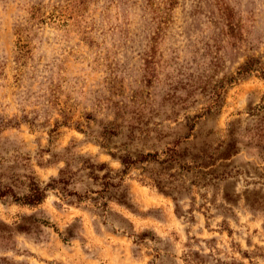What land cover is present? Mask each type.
<instances>
[{
  "label": "rangeland",
  "instance_id": "obj_1",
  "mask_svg": "<svg viewBox=\"0 0 264 264\" xmlns=\"http://www.w3.org/2000/svg\"><path fill=\"white\" fill-rule=\"evenodd\" d=\"M31 183L0 264H264V0H0V192Z\"/></svg>",
  "mask_w": 264,
  "mask_h": 264
},
{
  "label": "trees",
  "instance_id": "obj_2",
  "mask_svg": "<svg viewBox=\"0 0 264 264\" xmlns=\"http://www.w3.org/2000/svg\"><path fill=\"white\" fill-rule=\"evenodd\" d=\"M156 155L155 154H147L145 156H142L139 159L132 160L130 157H126L122 159V164L125 170H127L130 166L142 163V162H148L149 159H153ZM155 160V159H153ZM46 193V187H40L37 183H31L29 186L28 194L17 197L12 190L6 189L5 191L0 192V198L6 196L7 194H11V197L14 201L21 202L23 205L33 206L41 203V201L44 200Z\"/></svg>",
  "mask_w": 264,
  "mask_h": 264
}]
</instances>
